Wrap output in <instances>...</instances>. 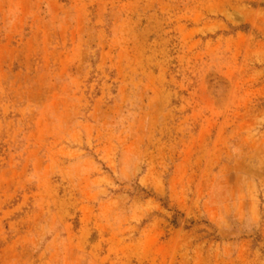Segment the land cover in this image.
Listing matches in <instances>:
<instances>
[{"label": "rangeland", "instance_id": "374dc122", "mask_svg": "<svg viewBox=\"0 0 264 264\" xmlns=\"http://www.w3.org/2000/svg\"><path fill=\"white\" fill-rule=\"evenodd\" d=\"M0 264H264V0H0Z\"/></svg>", "mask_w": 264, "mask_h": 264}]
</instances>
